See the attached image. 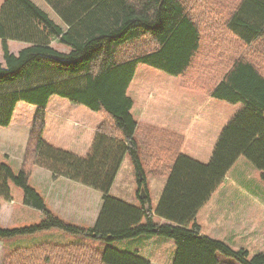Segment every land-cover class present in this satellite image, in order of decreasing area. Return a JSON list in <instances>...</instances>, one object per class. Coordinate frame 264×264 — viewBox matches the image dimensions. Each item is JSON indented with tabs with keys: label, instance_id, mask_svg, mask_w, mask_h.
<instances>
[{
	"label": "trees",
	"instance_id": "1",
	"mask_svg": "<svg viewBox=\"0 0 264 264\" xmlns=\"http://www.w3.org/2000/svg\"><path fill=\"white\" fill-rule=\"evenodd\" d=\"M8 40L26 46L14 54ZM0 41V126L30 127L18 173L0 163V203L12 200V182L23 191V204L42 217L30 227L0 228V238L49 229L106 241L160 236L175 242L172 264H264V249L248 258L246 250L203 235L196 223L240 157L264 171V0H0ZM137 65L177 76L186 89L243 105L220 132L207 163L178 153V134L131 116L128 88ZM54 95L99 114L86 155L44 141ZM125 155L138 174L137 196L141 188L146 195L139 206L109 194ZM35 168L101 193L90 229L47 207L30 185ZM145 169L167 177L154 210L145 209ZM154 216L170 224L156 223ZM1 264L150 263L110 247L44 243L15 248Z\"/></svg>",
	"mask_w": 264,
	"mask_h": 264
},
{
	"label": "rangeland",
	"instance_id": "2",
	"mask_svg": "<svg viewBox=\"0 0 264 264\" xmlns=\"http://www.w3.org/2000/svg\"><path fill=\"white\" fill-rule=\"evenodd\" d=\"M51 45L60 48L57 43ZM14 49L17 51L18 48ZM0 55V61H2L1 47ZM128 95L133 102L130 114L135 121L178 134L180 136L176 146L178 153L204 164L209 161L222 129L243 107L241 103H228L198 91L186 89L177 76L146 65L136 66ZM49 103L52 108H56V111L62 114L63 119L69 117L68 122L56 118L51 120L50 123L52 122L54 126L63 124L72 134L82 132L86 128L89 117L83 112H90L89 109L83 105H76L79 109L73 112L70 107L73 106L72 103L58 95L51 96ZM94 114L101 121L99 114L96 112ZM13 126H17L20 138H5L3 133H0V163L7 164L14 174H17L21 164L20 151L27 141L26 133L29 129L23 124L14 123ZM8 127L0 126V129ZM44 141L64 150L70 149L65 138L46 135ZM20 142L22 145L19 148ZM88 150L89 148L84 152L81 145L76 152L84 156ZM263 176L264 171L256 169L247 159L240 157L228 172L225 181L205 204L206 208L198 212L196 220L201 227L200 232L224 241L234 250L239 248L247 250L248 258L263 251ZM58 179L59 181L52 187H49L44 180L35 186L33 178L30 180V185L58 217L70 224L90 229L101 207V193L82 184L65 181L64 178ZM137 180L138 174L129 156L125 155L109 194L139 206L142 198L141 194L137 196ZM145 181L149 192V206L154 210L167 177L154 176L145 169ZM48 182L50 183L51 180ZM9 185L12 200L6 202L9 210L0 208V228L14 230L39 224L42 219L40 212L25 206L23 191L12 182ZM53 199L54 202H52ZM153 220L159 224H170L157 216H154ZM44 243L61 245L83 243L98 251L110 247L136 254L147 259L150 264H172L176 252L175 242L166 237L142 235L131 239L106 241L87 233H67L59 229H49L0 238V264L3 256L15 248ZM217 257L221 261L235 263L232 258L221 254H217Z\"/></svg>",
	"mask_w": 264,
	"mask_h": 264
},
{
	"label": "crops",
	"instance_id": "3",
	"mask_svg": "<svg viewBox=\"0 0 264 264\" xmlns=\"http://www.w3.org/2000/svg\"><path fill=\"white\" fill-rule=\"evenodd\" d=\"M53 42H51L52 44ZM56 43V42H54ZM26 46V43H23V42H20V41H11V40H8L7 41V47H8V50L11 52V53H14V54H17L18 51L22 48ZM0 47H1V44H0ZM14 48H18L17 51H15ZM64 49V47L62 48ZM1 56V55H0ZM130 87V86H129ZM72 103V102H71ZM73 106H70L72 107L73 109V112H77V109L79 108H76V105L78 104H74L72 103ZM86 116L89 117V121L87 122V126L86 128L82 131V132H77L75 134H72L69 129L63 125V124H59L58 126H54L52 124V122L50 123L51 120L53 119H60V120H65L66 122H68L69 120V117L63 119L62 118V114L58 111H56V108H52L50 106V103L48 101V104H47V108H46V115H45V129H44V132H43V138L46 137V135L50 136V135H55L57 136L58 138H65L67 139V142H68V145H69V148L70 149H67V150H70L76 154H78L76 151H78V148L82 145V150H84V152L90 147V143H91V140H92V136L94 134V131L95 129L97 128L98 124L100 123V120L97 118V116H95L94 112H83ZM70 116V115H69ZM16 125H19L18 123H16ZM17 126H13V124H11L8 128L6 129H0V133H3V136L5 138H12V137H15V138H20L19 136V130L16 128ZM28 127V126H27ZM28 131L26 134H28L29 136V133H30V127H28ZM27 140H28V137H27ZM27 143V141H26ZM26 143L25 145L22 146V150L20 151V159L19 161H22V157H23V154H24V151H25V147H26ZM51 144V143H50ZM20 145H22V143L20 142L19 144V148H20ZM21 165V164H20ZM20 165H19V168H20ZM234 166V165H233ZM232 166V167H233ZM231 167V168H232ZM230 168V169H231ZM230 171V170H229ZM228 171V172H229ZM228 174V173H227ZM33 178V181H34V185L37 186L38 184H40V181H46L48 183V186L49 187H52L55 183H57L59 181L58 178H55L53 179L51 174L47 171H45L44 169H41V168H35L33 170V173H32V177L31 179ZM61 179V178H60ZM51 180V182L49 183L48 181ZM65 181H69V180H66ZM225 181V180H224ZM67 183V182H66ZM55 200L53 199L52 202H54ZM100 204H101V200H100ZM8 204L6 202L3 203H0V208H6L7 210H9ZM97 208H98V205H96ZM97 208H96V214H97ZM205 207H203V209H205ZM197 217V216H196ZM196 223L198 224V221L196 220ZM199 225V224H198ZM200 227V225H199ZM200 231H201V227H200ZM210 237V236H208ZM224 242V241H223ZM225 243V242H224ZM226 244V243H225ZM230 247V246H229ZM231 248V247H230ZM232 249V248H231ZM239 249H243V248H239ZM239 249H236V250H239ZM234 250V249H233ZM235 250V251H236ZM245 250V249H244ZM247 251V250H246ZM248 252V251H247Z\"/></svg>",
	"mask_w": 264,
	"mask_h": 264
},
{
	"label": "water",
	"instance_id": "4",
	"mask_svg": "<svg viewBox=\"0 0 264 264\" xmlns=\"http://www.w3.org/2000/svg\"><path fill=\"white\" fill-rule=\"evenodd\" d=\"M142 180V178L141 177H139V181H141ZM140 194H141V198H144L146 195L144 194V189L143 188H141V190H140ZM148 209V206H146V210Z\"/></svg>",
	"mask_w": 264,
	"mask_h": 264
},
{
	"label": "bare ground",
	"instance_id": "5",
	"mask_svg": "<svg viewBox=\"0 0 264 264\" xmlns=\"http://www.w3.org/2000/svg\"><path fill=\"white\" fill-rule=\"evenodd\" d=\"M148 206V205H147ZM150 206H148V208H149ZM145 209H146V207H145ZM148 210V209H147Z\"/></svg>",
	"mask_w": 264,
	"mask_h": 264
}]
</instances>
